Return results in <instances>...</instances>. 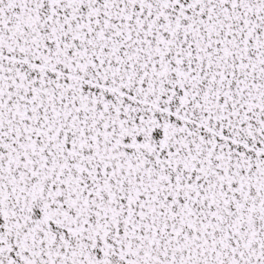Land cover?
Instances as JSON below:
<instances>
[{
  "label": "snow or ice",
  "instance_id": "snow-or-ice-1",
  "mask_svg": "<svg viewBox=\"0 0 264 264\" xmlns=\"http://www.w3.org/2000/svg\"><path fill=\"white\" fill-rule=\"evenodd\" d=\"M0 264H264V0H0Z\"/></svg>",
  "mask_w": 264,
  "mask_h": 264
}]
</instances>
